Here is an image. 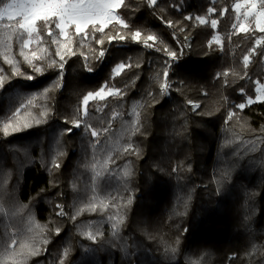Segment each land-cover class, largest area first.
<instances>
[{"label":"trees","instance_id":"trees-1","mask_svg":"<svg viewBox=\"0 0 264 264\" xmlns=\"http://www.w3.org/2000/svg\"><path fill=\"white\" fill-rule=\"evenodd\" d=\"M239 1L157 0L148 7L146 0H126L128 7L119 12L128 28L110 25L102 46L92 38L82 46L74 43L76 55L66 57L62 81L58 67H47V60L58 58L46 33L41 32L39 45L25 50H48L45 61H35L45 68L43 74L23 62L15 38L10 51L0 47V74L10 77L0 89V128L17 108L16 119L32 125L7 137L0 131V239L17 233L18 243L27 244L33 237L42 239V231L49 243L38 244L45 251L28 264H59L60 259L63 264H264V103L234 107L254 98L256 82L264 81V55L259 54L264 45L256 46L264 33L232 28ZM197 16L207 23L200 25ZM137 30L140 43L130 39ZM118 33L126 39L109 43L108 36ZM215 34L221 44L213 41ZM148 35L158 37L148 42L151 48L143 43ZM101 47L106 55L98 59ZM253 47L256 54L245 69L243 57ZM166 48L178 58L171 60ZM4 55L34 79L12 77ZM122 62L131 67L114 74ZM166 67L171 86L161 95ZM222 73L227 75L218 78ZM59 83L63 86L53 87ZM106 83L125 95L119 101L90 102L91 125L110 127L100 143L91 147L95 139L82 130L61 136L64 122L76 118L83 95ZM241 86L246 96L239 95ZM46 88L47 97L42 95ZM45 109L46 120L36 124ZM230 111L236 116L228 121ZM115 112L121 115L112 119ZM137 118L140 129L133 134ZM129 143L139 155L123 153ZM59 151L65 155L58 156ZM109 155L115 163H105ZM128 170L131 177L124 175ZM88 203L98 210L69 219ZM57 205L67 216L56 215ZM120 217L124 223L114 234L112 224ZM56 227L62 230L58 237L52 231ZM89 231L98 234L95 241L87 238Z\"/></svg>","mask_w":264,"mask_h":264},{"label":"snow or ice","instance_id":"snow-or-ice-1","mask_svg":"<svg viewBox=\"0 0 264 264\" xmlns=\"http://www.w3.org/2000/svg\"><path fill=\"white\" fill-rule=\"evenodd\" d=\"M0 4L3 6L0 7V47L5 48L6 50H11L12 41L15 38L20 43V52L19 55L23 58V62L28 64L29 67L33 69L34 73L43 74L45 68L35 61H45L47 59L48 50L46 48H39L38 50L31 51L30 54L26 52V49H29V46L34 42L39 45L43 37L41 36V32L47 34L48 37H51V43L55 45V56L58 60L51 59L47 60V67L50 68H59L58 78L60 81L63 79V69L66 63V57L76 55L74 50V43L79 42L80 45H83V42L89 38L95 39L96 43L99 45L104 44L103 35L105 34V30L112 27H116L117 25L121 26L122 29H127L128 24L121 17L119 10L122 8L128 7L126 4V0H0ZM146 4L148 7H155L157 5V0H146ZM235 11L238 14L236 16L237 23L232 25V28L236 30L238 33L248 34L250 32H260L264 33V0H243V3H235L234 5ZM243 9V11H241ZM211 13H215L216 9L211 8L208 10ZM227 11L222 10L220 13ZM187 20L193 19V17L188 16L185 17ZM197 22L200 25H204L207 23L205 17H195ZM6 21V23H5ZM169 27L173 26L172 21H166ZM211 27H217V20H211ZM183 30V29H181ZM100 33L101 38L96 39V34ZM142 33L137 30L132 32L130 39L133 42L140 43ZM62 38V40H61ZM119 39L121 41L125 40L126 37L120 35L117 36H108V42L112 43L114 40ZM158 39L155 35H148L147 38L143 41L146 47H153V44L148 43L149 41L155 42ZM214 40L217 44H221V40L219 37H214ZM264 45V37L259 38L256 41V46ZM171 60H175L178 58V53L176 51H172L170 49H164ZM37 51L41 52V55L37 54ZM256 54V47H253L247 55L243 57V63L245 69H247L249 63L251 62V56ZM260 55H264V53H259ZM83 55V53H81ZM106 55V50L101 47L98 59H103ZM87 60V57H85ZM4 62L11 66V76H23V78L27 81H32L34 76L31 74H26L21 72L18 67V61L15 58H10L8 55H4ZM139 66V65H138ZM130 64L120 63L114 69L113 72L116 75L121 74L123 70L126 68H130ZM88 71L91 72L92 69L89 67ZM3 70L0 69V73ZM227 73L217 74V77L226 76ZM169 71L166 67L163 71L164 81L160 83V94L167 95L168 90L170 88V84L168 82ZM244 77H241L243 79ZM10 77L4 74H0V89H4L6 84H9ZM227 80H225V84L227 85ZM257 86L254 89L255 98L252 96H247V99L243 103L235 104L234 107L240 110L246 108V106L260 102L264 103V84L256 82ZM62 83L53 85V87H62ZM50 89H44L42 95H48ZM125 92L122 89L114 88L109 86L107 83L101 86L96 91H89L85 95H83L81 104L77 109L76 118L71 121H65V127L61 133V136L67 135L71 137L75 134L76 130H82L84 134L90 136L95 139L94 144H90L91 147L95 148L97 144L100 143V137L103 134H106L110 131V127L98 128L93 127L89 120L91 119L92 113L90 110V102L95 101H106L108 98H113L116 100H123ZM239 95L246 96V92L243 86L239 88ZM148 96L152 97L153 94L151 92L148 93ZM36 97L27 100V104L31 106L33 104V100ZM154 98V97H153ZM189 105H191L194 109H198L200 107L199 104L194 103L192 101H188ZM21 107H24L21 104ZM96 111H100L99 108ZM20 113V108L16 109V112L10 117L7 121H5L0 128L3 135L5 137L20 132L26 128H30L32 125L25 122H20L16 119V116ZM121 113L115 112L112 119L120 116ZM48 116V110L39 113L38 119L35 120L36 124H39L46 120ZM236 116L235 112H228L227 120L230 121ZM140 122L137 118L132 121L131 131L133 134L139 132ZM255 144H253V148ZM123 153L125 155L136 154L139 155L138 148L134 147L131 143H129L126 147L123 148ZM58 156H63L65 153L63 151H59L57 153ZM111 161L115 163V160L112 156H108L105 163ZM54 167L59 169L61 165L59 163H54ZM95 167V164H93ZM175 171V169H173ZM133 173L128 170L125 171V177H131ZM0 175H2V171H0ZM227 173H225V176ZM219 190V189H218ZM3 193L0 191V196ZM128 204L131 203V198L127 201ZM13 207H15L13 205ZM59 211L56 213L59 217L67 216V213L63 209L61 205L56 206ZM101 207H108V205L103 204L101 202ZM98 210L97 205L95 203H88L84 208L76 209V212L73 213L69 219L74 220L75 215L80 212L90 211L96 212ZM19 211V210H17ZM110 219H112L110 217ZM124 223L123 217H120L112 224V228L114 230V234H118L119 227ZM31 231V229H29ZM55 236H60L61 229L56 227L54 230ZM87 238L95 241L97 239L98 234H94L89 231L85 233ZM42 239L37 240L35 237L32 238L30 243H18L16 236L17 233H13L8 236L7 239H0V264H28L29 258L33 256H39L45 249L38 247V244L47 245L49 243V239L43 236V232L41 231L39 234ZM178 243V240H177ZM173 253L175 252V248L172 249ZM258 251L257 247L254 245L252 252L255 253ZM68 254V249L65 248L63 251V256L66 257ZM59 264H63V259H60ZM194 264H199V262H194Z\"/></svg>","mask_w":264,"mask_h":264},{"label":"rangeland","instance_id":"rangeland-1","mask_svg":"<svg viewBox=\"0 0 264 264\" xmlns=\"http://www.w3.org/2000/svg\"><path fill=\"white\" fill-rule=\"evenodd\" d=\"M237 3H243V0H241V1L237 2ZM1 7H2V6H1ZM241 11H243V9H242ZM236 23H237V21H236ZM214 37H219V38H220V36H219L218 34H215ZM220 40H221V38H220ZM213 41H215L214 38H213ZM34 43H35V42H34ZM34 43H33V44H34ZM33 44H31L30 46H32ZM30 46H29V47H30ZM259 83L264 84V81H263V82H259ZM256 86H257V85H256ZM254 98H255V97H254ZM254 98H253V99H254Z\"/></svg>","mask_w":264,"mask_h":264}]
</instances>
